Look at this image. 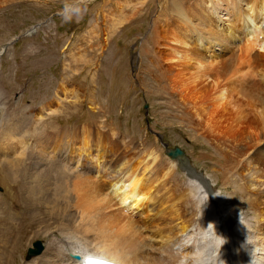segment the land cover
<instances>
[{
	"label": "bare ground",
	"instance_id": "6f19581e",
	"mask_svg": "<svg viewBox=\"0 0 264 264\" xmlns=\"http://www.w3.org/2000/svg\"><path fill=\"white\" fill-rule=\"evenodd\" d=\"M167 2L168 50L153 61L162 63L165 102L223 160L217 177L229 195L214 193L183 152L167 150L166 160L157 142L126 139L102 112L92 109L93 139L86 123L77 131L55 122L48 131L42 116L27 141L0 101V264L19 263L27 226L48 237L30 264H82L78 254L119 264H264V0ZM63 82L58 106L69 93ZM22 120L33 126L31 115ZM15 131L23 138L13 139ZM77 132L85 145L69 153ZM180 236L187 243L173 251Z\"/></svg>",
	"mask_w": 264,
	"mask_h": 264
},
{
	"label": "rangeland",
	"instance_id": "374dc122",
	"mask_svg": "<svg viewBox=\"0 0 264 264\" xmlns=\"http://www.w3.org/2000/svg\"><path fill=\"white\" fill-rule=\"evenodd\" d=\"M166 2L0 0V48L5 46V53L0 55V87L4 90L0 101H4L6 109L13 112V122L27 130L25 133L29 134L23 135L27 141L31 139L27 136L31 135L32 127L39 126L37 121L42 116L47 117L39 123L44 122L47 129L59 122L63 126H76L78 131L86 123L91 130L87 127L89 135L84 134L93 139L96 112L93 113L92 109L102 112L106 124L110 123L126 139L157 142L155 150L166 160L171 159L166 151L178 147L189 164L215 187L214 193L229 195L230 188L226 190L223 186L226 179L217 177L223 168V160L211 153V147L191 129L184 115H179L172 104L165 102L168 99L162 88V63L158 61L160 64L155 65L153 61L163 57L168 50V44L161 38L171 20L164 11L165 6L169 7ZM222 13L217 17V24L221 26L226 23L221 18ZM242 43L240 38L231 44ZM62 82L69 93L65 99L61 98L63 102L58 106L55 93ZM48 101L52 102L51 110L56 109L55 112L39 110ZM26 115H31L33 126L28 124L29 120H22ZM104 132H100L103 138ZM49 135L47 133L45 138ZM82 136L78 133V137H69L72 150L69 147V153L76 154L80 151L76 146L85 145ZM22 138L21 132L15 131L13 139ZM18 143L15 142L16 146ZM88 144L92 148L96 145ZM28 146L26 142L22 148L30 149ZM109 155L104 153V156ZM177 171L181 178H185L186 172L180 168ZM133 217L140 220L137 215ZM24 220L22 218V223ZM34 230L27 226V237L21 250L15 254L17 264H30L37 257H26L27 249L35 240L46 245L48 237L35 234ZM184 237H179L181 241L173 246V251L180 250V244L187 243Z\"/></svg>",
	"mask_w": 264,
	"mask_h": 264
},
{
	"label": "water",
	"instance_id": "95a60500",
	"mask_svg": "<svg viewBox=\"0 0 264 264\" xmlns=\"http://www.w3.org/2000/svg\"><path fill=\"white\" fill-rule=\"evenodd\" d=\"M182 151L176 147L174 150H172V152L170 153L171 155H177V154H181ZM43 248V245L41 243V241L37 240L33 243L32 247L28 248V255L27 258L33 254H38Z\"/></svg>",
	"mask_w": 264,
	"mask_h": 264
}]
</instances>
